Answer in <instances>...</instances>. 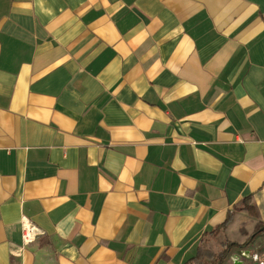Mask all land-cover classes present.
I'll use <instances>...</instances> for the list:
<instances>
[{"label": "crops", "instance_id": "0c3cea01", "mask_svg": "<svg viewBox=\"0 0 264 264\" xmlns=\"http://www.w3.org/2000/svg\"><path fill=\"white\" fill-rule=\"evenodd\" d=\"M250 195L236 237L264 223V0H0V264H185Z\"/></svg>", "mask_w": 264, "mask_h": 264}, {"label": "trees", "instance_id": "16d2710c", "mask_svg": "<svg viewBox=\"0 0 264 264\" xmlns=\"http://www.w3.org/2000/svg\"><path fill=\"white\" fill-rule=\"evenodd\" d=\"M252 203L253 197L251 195L238 202L233 210L229 212L226 222L221 228L208 232L202 239L196 255L190 258L185 264H224L233 249L253 244L256 238L264 233L263 222L258 221V223H256L251 229L249 228L248 223L242 224L237 232V237L234 233L232 235L230 229L235 225L239 215L242 213L259 218L257 208ZM219 229H223L228 238L225 247L219 252H215L206 246L205 238L209 236L212 237Z\"/></svg>", "mask_w": 264, "mask_h": 264}, {"label": "built area", "instance_id": "2783aa9c", "mask_svg": "<svg viewBox=\"0 0 264 264\" xmlns=\"http://www.w3.org/2000/svg\"><path fill=\"white\" fill-rule=\"evenodd\" d=\"M22 228H23V234H22L23 242L26 245L35 242L43 234V231L40 229V227H38L35 223L27 219L23 222ZM251 257L256 264H264V258H262L257 253L252 254Z\"/></svg>", "mask_w": 264, "mask_h": 264}, {"label": "rangeland", "instance_id": "374dc122", "mask_svg": "<svg viewBox=\"0 0 264 264\" xmlns=\"http://www.w3.org/2000/svg\"><path fill=\"white\" fill-rule=\"evenodd\" d=\"M227 238L228 237H226V233L224 232V230L219 229L212 237L209 236V237L205 238V240H206L205 243H206V246L209 247L210 249H212L213 251L219 252L221 249H223L225 247V244L227 242ZM249 246H251V245H249ZM245 247H247V246H245ZM240 248H243V247H238V248L233 249L230 252V255L228 256V258L237 254V250ZM224 264H226V263H224ZM231 264H237V263L232 260Z\"/></svg>", "mask_w": 264, "mask_h": 264}]
</instances>
